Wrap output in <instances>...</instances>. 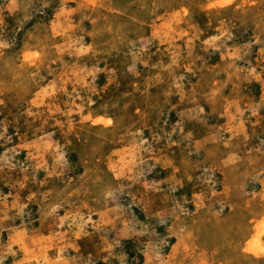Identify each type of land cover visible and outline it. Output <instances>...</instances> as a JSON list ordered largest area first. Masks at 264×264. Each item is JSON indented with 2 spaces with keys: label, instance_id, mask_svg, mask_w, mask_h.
Segmentation results:
<instances>
[{
  "label": "clouds",
  "instance_id": "1",
  "mask_svg": "<svg viewBox=\"0 0 264 264\" xmlns=\"http://www.w3.org/2000/svg\"><path fill=\"white\" fill-rule=\"evenodd\" d=\"M0 264H264V0H0Z\"/></svg>",
  "mask_w": 264,
  "mask_h": 264
}]
</instances>
